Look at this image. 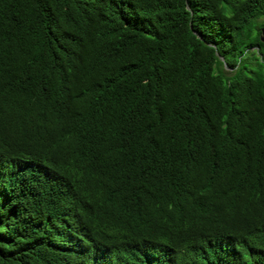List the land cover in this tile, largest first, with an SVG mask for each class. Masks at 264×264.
Listing matches in <instances>:
<instances>
[{"label":"trees","instance_id":"1","mask_svg":"<svg viewBox=\"0 0 264 264\" xmlns=\"http://www.w3.org/2000/svg\"><path fill=\"white\" fill-rule=\"evenodd\" d=\"M264 0H0V264H264Z\"/></svg>","mask_w":264,"mask_h":264},{"label":"water","instance_id":"2","mask_svg":"<svg viewBox=\"0 0 264 264\" xmlns=\"http://www.w3.org/2000/svg\"><path fill=\"white\" fill-rule=\"evenodd\" d=\"M260 41L264 44V27L261 29Z\"/></svg>","mask_w":264,"mask_h":264}]
</instances>
